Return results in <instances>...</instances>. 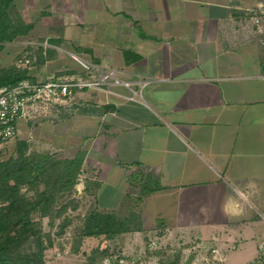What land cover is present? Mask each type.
<instances>
[{"label": "crops", "instance_id": "0c3cea01", "mask_svg": "<svg viewBox=\"0 0 264 264\" xmlns=\"http://www.w3.org/2000/svg\"><path fill=\"white\" fill-rule=\"evenodd\" d=\"M11 13L32 28L0 53L52 45L33 53L35 78L86 75L70 52L95 78L113 72L59 117L21 121L19 138L85 151L76 188L101 210L127 208L136 171L158 176L135 206L141 231L194 236L218 264H264V0H13Z\"/></svg>", "mask_w": 264, "mask_h": 264}, {"label": "trees", "instance_id": "16d2710c", "mask_svg": "<svg viewBox=\"0 0 264 264\" xmlns=\"http://www.w3.org/2000/svg\"><path fill=\"white\" fill-rule=\"evenodd\" d=\"M12 3L13 0H0V51L5 41H13L32 28L19 14L12 15ZM37 52L39 61L50 56L44 54L42 46ZM24 78L35 79L29 68H0V85L15 84ZM84 160L83 150L73 157H66L50 150L33 149L27 139L19 137L8 157H3L0 148V264H47L45 249L54 244L51 238L45 242L42 218L47 216L51 222L62 218L60 232L71 223L72 218L67 212L79 206L74 192L84 169ZM133 177L135 174L131 180ZM141 180L137 203L144 195L163 186L160 178L151 173L142 175ZM138 230H143V226L135 206L124 216L94 206L84 215L69 250L79 253L88 237H100L102 244L122 233ZM83 254L88 259L84 264H98L99 259L108 257V248L97 246ZM191 259L192 256L187 262ZM178 260L179 256H176L161 264H176Z\"/></svg>", "mask_w": 264, "mask_h": 264}, {"label": "rangeland", "instance_id": "374dc122", "mask_svg": "<svg viewBox=\"0 0 264 264\" xmlns=\"http://www.w3.org/2000/svg\"><path fill=\"white\" fill-rule=\"evenodd\" d=\"M37 42L39 41L30 43L32 56H34L33 53L37 52L40 48ZM22 46L24 45L22 44ZM21 51H17L13 59L11 58L12 55H9V52L6 53L3 51L0 53V68L17 64L24 54H22L23 51ZM69 55L71 56L70 53ZM11 59L13 60L12 64L10 62ZM35 62L36 59L34 57L31 61L32 67ZM54 74L55 71L46 78ZM56 75L58 74L56 73ZM38 79L43 80L45 78L40 76ZM56 104L51 103L47 108V117L49 116L48 118L50 119L59 117L60 113L57 115L53 113L55 109L57 112L60 110V107ZM65 105L68 110H72V101L65 103ZM44 116L43 114H39L36 121L42 122ZM14 142V138L7 141H0L3 157H8L12 153ZM140 175L141 174L136 171L135 177L132 178V194L129 195L132 196V198L129 197L126 199L125 203L127 208H123L124 210L119 212L123 216L128 214L129 210L136 206V198L140 194L141 177L144 174ZM81 181L83 180L80 178L78 183L79 188H81ZM78 190L79 189L74 192V196L79 200V206L77 209H70L67 212L72 218V221L65 228L64 232H60L59 228V223L62 218H55L52 222L47 216L42 218L43 231L46 233L45 242L47 243L48 238H51L54 244L45 249L47 264H84L88 259L87 256L83 254V251L90 253L92 248L97 246H100L101 249L104 247L108 248V257L102 260L99 259L97 261L98 264H161L162 261H166L170 258L175 259L176 256H179V260L176 264H218L213 261L207 250L198 245L194 236L189 239L181 233H169L168 231H163L158 228L141 232L131 231V233H122L102 244H100V237H88L81 246L79 253L70 252L69 248L73 244V236L77 228L82 225L84 215L93 208L95 204L94 196L90 191L86 193L83 190L82 192ZM124 207L126 206L124 205ZM191 256V261L187 262Z\"/></svg>", "mask_w": 264, "mask_h": 264}, {"label": "built area", "instance_id": "2783aa9c", "mask_svg": "<svg viewBox=\"0 0 264 264\" xmlns=\"http://www.w3.org/2000/svg\"><path fill=\"white\" fill-rule=\"evenodd\" d=\"M36 43V42H35ZM43 47L44 53L52 45L46 39L37 42ZM31 50H26L22 58L17 63L18 67L31 68ZM71 56L77 60L85 69L84 76H63L52 75L46 79L24 78L15 84L0 85V140L7 141L16 139L19 135V123L37 122L39 114L47 117V108L51 103L58 106L69 103L75 90L86 87H100L105 83L106 77L113 73L108 72L100 78L92 75L94 64L82 56L70 52ZM43 117V118H44ZM42 118V119H43Z\"/></svg>", "mask_w": 264, "mask_h": 264}]
</instances>
